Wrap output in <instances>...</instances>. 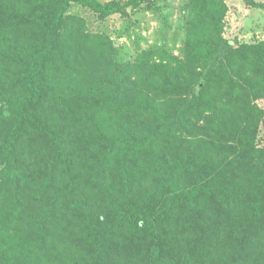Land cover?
I'll list each match as a JSON object with an SVG mask.
<instances>
[{
  "label": "trees",
  "instance_id": "1",
  "mask_svg": "<svg viewBox=\"0 0 264 264\" xmlns=\"http://www.w3.org/2000/svg\"><path fill=\"white\" fill-rule=\"evenodd\" d=\"M135 1L0 0V264H264V42L225 41L224 0H189L199 91L173 109L69 13Z\"/></svg>",
  "mask_w": 264,
  "mask_h": 264
},
{
  "label": "rangeland",
  "instance_id": "2",
  "mask_svg": "<svg viewBox=\"0 0 264 264\" xmlns=\"http://www.w3.org/2000/svg\"><path fill=\"white\" fill-rule=\"evenodd\" d=\"M100 1L128 3L131 0ZM188 1L137 0L122 11L107 16L75 2L69 13L86 19L89 31L104 33L113 41L115 53L112 59L117 63L116 75L125 87H131L134 82L139 86L157 83L164 85L163 88H173L177 94L166 105L174 109L183 106L186 99L199 91L200 80L195 66L188 63L186 52L189 40ZM256 1L264 3V0ZM224 3L227 6L222 20L225 41L235 44L264 42L263 8L253 6L248 0H224ZM228 69L232 71L229 75H233V70L239 71L240 66L229 63ZM255 103L264 110V94ZM198 124L205 125V120ZM256 139L258 146L264 148V116Z\"/></svg>",
  "mask_w": 264,
  "mask_h": 264
}]
</instances>
